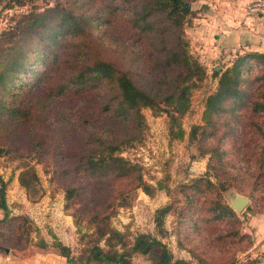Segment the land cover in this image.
Returning <instances> with one entry per match:
<instances>
[{
	"label": "trees",
	"instance_id": "1",
	"mask_svg": "<svg viewBox=\"0 0 264 264\" xmlns=\"http://www.w3.org/2000/svg\"><path fill=\"white\" fill-rule=\"evenodd\" d=\"M24 1L6 0L4 6ZM195 2L55 0L0 33V156L22 143L30 158L50 165L75 224L85 221L92 229V242L76 254L55 236L32 240L27 217L10 215L0 176V241L14 256L56 253L66 264H131L134 255H143L154 264H189L173 258L155 236L129 238L110 219L116 207L130 205L137 189L149 196L171 193L162 180H144L142 167L121 152L143 139L146 108L167 115L170 140L185 136L181 118L207 77L185 34L199 10ZM201 121L190 125L187 139L201 156L208 154L206 174L214 173L216 181L199 176L179 189L184 205L178 215L189 230L180 228L178 242L206 262L216 247L229 250L243 240L240 249L251 245L222 192L234 187L249 202L264 196L263 52L236 53L206 96ZM38 180L25 162L18 182L31 200ZM172 208L156 211L158 226ZM212 222L232 229L211 236ZM194 233L198 237L191 239Z\"/></svg>",
	"mask_w": 264,
	"mask_h": 264
},
{
	"label": "rangeland",
	"instance_id": "2",
	"mask_svg": "<svg viewBox=\"0 0 264 264\" xmlns=\"http://www.w3.org/2000/svg\"><path fill=\"white\" fill-rule=\"evenodd\" d=\"M6 0H0V33L5 29L17 28L22 15L30 9L41 10L53 5L55 0H25L22 6L6 8ZM262 3L256 0L234 4L232 0H196L195 7L199 8L191 27L185 30L189 41L190 52L197 57L206 67L207 77L201 87L194 90L191 97V107L182 116L181 123L185 130L183 139L170 140L168 134V117L166 114L155 116L150 109H144L147 128L143 139L134 146L122 150L121 155L127 157L142 167L143 179L151 184L157 180L169 187L171 193L162 189L155 195L149 196L141 189H137L130 205L118 206L111 217V225L128 234L132 238L138 233L155 236L164 242L172 253L173 258L185 259L189 264H264V196L260 195L250 201L241 211L237 212L241 220L240 233L246 234L251 245L245 250L240 249L245 245L244 240L231 249L216 247L206 256V262H200L189 252L186 246L178 242L179 230L186 234L189 228L180 222L178 211L184 205V197L179 190L183 184L189 183L199 176H207L216 181V176L208 171V154L201 156L197 145L188 142L187 135L190 125L201 123L204 100L217 84L219 74L230 66L236 53H243L246 39L242 34L244 14L247 5ZM263 5V4H262ZM214 8L216 15L208 16ZM202 9L208 12L201 11ZM234 9L241 15H234ZM210 13V12H209ZM258 14V13H257ZM213 16V17H212ZM216 16V17H215ZM215 17V20L213 18ZM217 18L222 21H217ZM236 22L238 28L234 35L226 27H232ZM234 27V26H233ZM219 28L221 41L217 44ZM218 46V49H217ZM249 46V44H248ZM245 48V49H244ZM227 146H231L228 141ZM32 165L38 175V193L31 200L25 189L18 182V174L23 169L24 163ZM0 176L7 185L5 200L10 215L26 216L31 225L30 238L36 240L43 237L51 241L57 237L63 244L69 246L73 253H78L84 244L91 243V228L85 221L77 226L71 215L72 209L64 207V192L58 184L51 179V166L37 162L28 156V151L22 143H17V148L0 156ZM239 193L231 187L222 192L225 202L231 203ZM247 197V196H246ZM173 205L170 211L164 213L162 225L156 224V211L165 205ZM3 216L0 210V218ZM232 226L212 222L207 228V234H220L228 231ZM194 233L192 238H197ZM201 240V238L199 237ZM103 245V241H100ZM5 248L8 252H5ZM219 249L220 251H217ZM13 248L9 243L0 241V264H66L64 257L56 253L35 254L33 256H14ZM131 264H154L147 256L134 255Z\"/></svg>",
	"mask_w": 264,
	"mask_h": 264
},
{
	"label": "crops",
	"instance_id": "3",
	"mask_svg": "<svg viewBox=\"0 0 264 264\" xmlns=\"http://www.w3.org/2000/svg\"><path fill=\"white\" fill-rule=\"evenodd\" d=\"M249 0H232V2L234 4L238 3H242V2H247ZM256 1H260L263 4L262 10L255 15H245L244 14V24L242 26V34L244 35V38L246 39V47L248 49H254V50H258L260 52L264 53V0H256ZM201 11H205L208 12V10H204L202 9ZM210 12V13H209ZM208 12V16L216 15V11L214 8H211L210 11ZM234 15H241V12L238 10L234 9ZM217 16V15H216ZM215 16V17H216ZM213 17V16H212ZM215 17L213 18V20H215ZM217 21H220L217 18ZM222 22V21H220ZM234 23V27H226V29H229L232 34H236L237 28L238 26L236 25V22ZM220 29L217 28L215 31L217 33L214 34V36L217 38V44L218 42L221 41V33L219 31ZM249 44V46H248ZM218 49V46H217Z\"/></svg>",
	"mask_w": 264,
	"mask_h": 264
},
{
	"label": "water",
	"instance_id": "4",
	"mask_svg": "<svg viewBox=\"0 0 264 264\" xmlns=\"http://www.w3.org/2000/svg\"><path fill=\"white\" fill-rule=\"evenodd\" d=\"M249 203V198L243 195H236L230 203V207L236 212L241 211ZM5 252H8V249L5 248Z\"/></svg>",
	"mask_w": 264,
	"mask_h": 264
},
{
	"label": "built area",
	"instance_id": "5",
	"mask_svg": "<svg viewBox=\"0 0 264 264\" xmlns=\"http://www.w3.org/2000/svg\"><path fill=\"white\" fill-rule=\"evenodd\" d=\"M262 7H263L262 3L249 4L245 9V13L246 15H255L262 10Z\"/></svg>",
	"mask_w": 264,
	"mask_h": 264
}]
</instances>
